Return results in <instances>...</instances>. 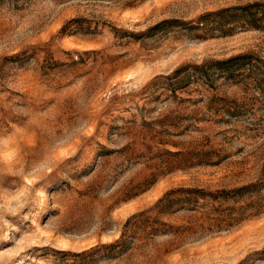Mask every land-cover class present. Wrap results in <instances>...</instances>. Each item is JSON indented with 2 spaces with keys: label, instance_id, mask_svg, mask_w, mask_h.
<instances>
[{
  "label": "rangeland",
  "instance_id": "374dc122",
  "mask_svg": "<svg viewBox=\"0 0 264 264\" xmlns=\"http://www.w3.org/2000/svg\"><path fill=\"white\" fill-rule=\"evenodd\" d=\"M250 2L0 0V264H264Z\"/></svg>",
  "mask_w": 264,
  "mask_h": 264
},
{
  "label": "trees",
  "instance_id": "16d2710c",
  "mask_svg": "<svg viewBox=\"0 0 264 264\" xmlns=\"http://www.w3.org/2000/svg\"><path fill=\"white\" fill-rule=\"evenodd\" d=\"M240 8L246 9V10H252L254 8V10L251 12L254 19H256V12L261 11L262 13H264V4H262L260 2H250V4L242 5V6H240ZM237 58L243 59V58H247V57H245V54L236 55L235 57L228 58L226 60H221V62H218V63H220V64L224 63L225 66H227L228 64H232L233 62H235ZM249 64H251V63L249 62ZM243 188H246V187L240 186L239 188H235V191L238 192V191L242 190ZM209 192H211V191H209ZM159 201H160V199H159Z\"/></svg>",
  "mask_w": 264,
  "mask_h": 264
}]
</instances>
